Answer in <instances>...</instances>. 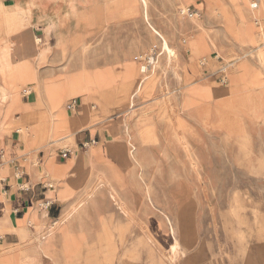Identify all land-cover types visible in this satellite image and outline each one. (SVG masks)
Wrapping results in <instances>:
<instances>
[{"label": "crops", "instance_id": "crops-1", "mask_svg": "<svg viewBox=\"0 0 264 264\" xmlns=\"http://www.w3.org/2000/svg\"><path fill=\"white\" fill-rule=\"evenodd\" d=\"M88 1L87 8L96 12L108 8L105 0ZM149 1V17L176 57H162L161 41L153 38L140 5L133 15L102 13L86 31L85 23L73 27L64 47L49 20L63 4L36 0L31 6L33 25L24 47L38 77L28 84L33 102L23 95L5 121L0 84V264H76L92 245H108L109 228L124 224L132 235L143 228L152 239L151 222L169 233L167 221L185 216L187 208L213 205L204 191L225 189L227 181H249L253 171H264V61L259 53L264 8L255 14L232 0ZM0 3L13 7L16 1ZM187 7L201 18L181 14ZM39 8L48 17L38 25ZM200 20L213 51L192 60L188 39L200 30ZM137 23L147 29L142 38L131 33ZM118 26L117 32L111 30ZM38 37H45L40 51ZM149 52L157 56L159 76L152 91L136 97L132 110L120 91L111 113L103 112L93 89H87L65 102L81 118L69 117L68 127L53 128L56 112L45 80L118 67ZM70 54L78 56L62 67ZM225 67L227 82L222 83ZM187 72L202 84L205 98L195 97L197 105L184 107L180 90ZM91 140L96 143L83 150ZM65 147L71 148L67 157L61 154ZM183 183L193 194L180 206L176 193ZM60 249L66 257L58 260Z\"/></svg>", "mask_w": 264, "mask_h": 264}, {"label": "rangeland", "instance_id": "rangeland-1", "mask_svg": "<svg viewBox=\"0 0 264 264\" xmlns=\"http://www.w3.org/2000/svg\"><path fill=\"white\" fill-rule=\"evenodd\" d=\"M35 1L6 0L8 4H14L13 7L0 3V84L3 87L1 99L5 121L8 119L10 109L20 102L23 95L29 96V101L33 102V90L28 84L38 81L37 72L28 59L25 43H18L16 40L22 37L28 39V30L33 25V18L29 17V14ZM55 1L62 3L64 7L57 14L49 16V20L55 22L60 36L59 43L63 47L68 42L67 33L81 27L83 23L87 24L84 29L86 31L92 25H96L102 13L108 18L118 14L133 15L139 10L140 5L153 38L161 41L162 57L170 58L169 53L172 57L177 56L168 39L153 25L149 17V0H105L108 8L97 12L87 8V5H90L88 0ZM232 2L236 6L249 5L251 9L252 2L260 3V9L255 14L264 8V0L261 2L232 0ZM218 5L219 12L224 14L226 7L223 2L219 1ZM48 10L53 11L51 7ZM46 16L48 17L45 10L37 9L38 25ZM197 26L200 30L188 39L187 45L192 60L199 52L213 51L210 44L205 43L208 42V33L202 27V20ZM118 28L119 26L111 30L117 32ZM146 32L147 29L141 23H137L131 30L133 37L138 38H142ZM38 34L39 32L36 36ZM79 35L81 37V33ZM38 38L40 41L37 42ZM38 38L35 40L38 44L37 51H40L45 44V37ZM98 45L100 43L97 42ZM262 51L264 50L259 53ZM86 53H88L87 49L83 50V54ZM150 54L151 52L143 53L135 61L119 64L118 67L63 73L45 80L42 84L45 94L51 103L52 111L56 112L52 122L53 128L56 130L68 127L69 117L81 118L75 114V110L69 111L65 102L72 93L85 92L87 89H93L103 112L111 113L112 103L115 102V96L120 91L126 93L129 107L133 109L136 97L152 91L159 76L157 70L159 65L152 73L142 76L141 65L147 64L146 58ZM76 56L78 55L70 54L65 57L62 67L70 64ZM183 81L184 87L180 90V95L183 97L184 107L197 105L199 102L194 99L195 97L205 98L201 91L202 84L190 79L188 72ZM142 82L143 86L138 90ZM69 137L73 138V135ZM251 176V179L245 182L238 178L227 181L225 189L204 191L205 198L210 199L213 205L204 208L200 206L187 208L185 216L181 215L177 220L167 221L169 233L165 234L157 221L151 222L150 225L152 239L143 228H140L138 236L135 233L132 235V228L125 224L118 228H109L108 245H92L87 249L85 257L76 264H264V171L260 168L258 171H253ZM176 194L177 201L182 206L187 205L193 193L191 186L183 183L181 190ZM56 253L58 260L66 257L61 249Z\"/></svg>", "mask_w": 264, "mask_h": 264}, {"label": "built area", "instance_id": "built-area-1", "mask_svg": "<svg viewBox=\"0 0 264 264\" xmlns=\"http://www.w3.org/2000/svg\"><path fill=\"white\" fill-rule=\"evenodd\" d=\"M181 14H184L185 16H188L194 20H198V18H201V14L199 12H196L194 10H192L190 7H187V8H183L182 11H181ZM186 42V41H185ZM151 57L155 60L156 59V55L155 53L151 54L150 57L146 58V63L148 64V66H151L152 64V61H151ZM227 70H228V67H225L223 70H222V74L224 75L223 79L222 80V83H226L227 82ZM96 143L95 140H91L89 142H86L84 144H82V148L83 150H88L90 146L94 145ZM61 154L64 156V157H67L71 154V148H68V147H65L61 150ZM50 188H53L52 185L49 186ZM47 207L50 206V204H46Z\"/></svg>", "mask_w": 264, "mask_h": 264}, {"label": "bare ground", "instance_id": "bare-ground-1", "mask_svg": "<svg viewBox=\"0 0 264 264\" xmlns=\"http://www.w3.org/2000/svg\"><path fill=\"white\" fill-rule=\"evenodd\" d=\"M144 1V0H143ZM89 2V1H88ZM64 7V6H63ZM251 7H252V9L255 11V13H256V11H259V9H260V3H255V2H252L251 3ZM137 9V8H136ZM87 11V10H86ZM66 13V12H65ZM145 15V14H144ZM145 17V16H144ZM146 18V17H145ZM66 33V32H65ZM65 35H67V34H65ZM28 39H26V38H24V37H22V38H19V39H17L16 40V42H18V43H25L26 41H27ZM38 41H40V38H38V40H37V42ZM36 42V43H37ZM37 45L38 44H36V50H37ZM261 51V50H260ZM260 56L262 57V59H264V51H262V52H260ZM169 57L170 58H172V54L171 53H169ZM151 61H152V64H151V66H148V64H143V65H141L142 67H141V73L142 74H144V75H146V74H149V73H152V71H154L155 70V68L159 65V63H157V61H156V59L154 60L152 57H151ZM159 67H160V65H159ZM145 78H146V76H145ZM138 80V79H137ZM132 81H133V79H132ZM130 82V81H129ZM135 82V81H134ZM127 83V82H126ZM126 83H124V85L126 84ZM133 83V82H132ZM128 84V83H127ZM129 85H131V84H129ZM133 85V84H132ZM138 85V84H137ZM142 86H143V82H142V84H141V86L139 87V89L138 90H140L141 88H142ZM125 87H126V85H125ZM135 87H136V84H135ZM129 88V87H128ZM132 88V87H131ZM125 89H127V88H125ZM123 90V89H122ZM128 90V89H127ZM125 91V90H124ZM128 92V91H127ZM132 92V91H131ZM136 92V91H135ZM125 93V92H124ZM132 110V109H131Z\"/></svg>", "mask_w": 264, "mask_h": 264}]
</instances>
